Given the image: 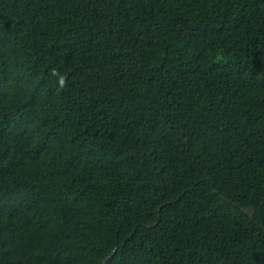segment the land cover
<instances>
[{
    "label": "trees",
    "instance_id": "16d2710c",
    "mask_svg": "<svg viewBox=\"0 0 264 264\" xmlns=\"http://www.w3.org/2000/svg\"><path fill=\"white\" fill-rule=\"evenodd\" d=\"M0 264H264V0H0Z\"/></svg>",
    "mask_w": 264,
    "mask_h": 264
},
{
    "label": "clouds",
    "instance_id": "9594fccd",
    "mask_svg": "<svg viewBox=\"0 0 264 264\" xmlns=\"http://www.w3.org/2000/svg\"><path fill=\"white\" fill-rule=\"evenodd\" d=\"M61 83L63 84V81H61Z\"/></svg>",
    "mask_w": 264,
    "mask_h": 264
}]
</instances>
